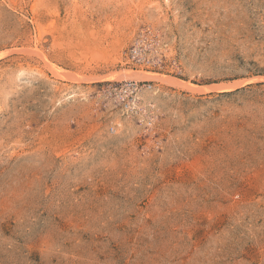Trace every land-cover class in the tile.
Wrapping results in <instances>:
<instances>
[{
	"label": "rangeland",
	"instance_id": "374dc122",
	"mask_svg": "<svg viewBox=\"0 0 264 264\" xmlns=\"http://www.w3.org/2000/svg\"><path fill=\"white\" fill-rule=\"evenodd\" d=\"M0 264H264V0H0Z\"/></svg>",
	"mask_w": 264,
	"mask_h": 264
},
{
	"label": "bare ground",
	"instance_id": "6f19581e",
	"mask_svg": "<svg viewBox=\"0 0 264 264\" xmlns=\"http://www.w3.org/2000/svg\"><path fill=\"white\" fill-rule=\"evenodd\" d=\"M128 76H129V73H128V72L126 73V75H123L124 78H125V77L128 78ZM135 98H136V97H135ZM135 104H136V101H135Z\"/></svg>",
	"mask_w": 264,
	"mask_h": 264
},
{
	"label": "built area",
	"instance_id": "2783aa9c",
	"mask_svg": "<svg viewBox=\"0 0 264 264\" xmlns=\"http://www.w3.org/2000/svg\"><path fill=\"white\" fill-rule=\"evenodd\" d=\"M126 91H129V86H128V88H126Z\"/></svg>",
	"mask_w": 264,
	"mask_h": 264
}]
</instances>
